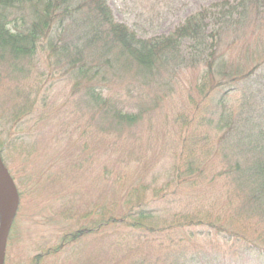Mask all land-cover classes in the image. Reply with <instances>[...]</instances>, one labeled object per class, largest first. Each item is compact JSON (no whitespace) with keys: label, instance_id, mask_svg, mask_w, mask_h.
Masks as SVG:
<instances>
[{"label":"rangeland","instance_id":"374dc122","mask_svg":"<svg viewBox=\"0 0 264 264\" xmlns=\"http://www.w3.org/2000/svg\"><path fill=\"white\" fill-rule=\"evenodd\" d=\"M224 1L240 0H107L116 20L144 37L168 34L191 14L219 3L221 9ZM263 15L254 13L238 33L213 42L212 54L226 53L228 61H237L249 49L238 65L246 69L259 63L258 68L264 62ZM197 61L190 54L173 78L134 87L128 86V76L115 75L109 94L139 117L123 126L102 118L98 106L82 97L84 84L77 77L51 78L41 92L34 75L3 85L0 153L20 197L3 264H145L147 258L171 252L169 246L176 248L175 241L188 234L187 249L212 264H261L258 245L250 241L260 238L264 244V218L247 210H242L245 218L230 216L222 183H211L210 177L224 168V149L216 147L219 133L205 124L207 66ZM256 81L241 84L236 105L251 93L256 96L253 90L264 85V73ZM24 90L31 91L28 102ZM8 109L9 116L1 118ZM15 109L23 111L20 117ZM205 134L209 145L203 150ZM192 163L194 173L188 174ZM146 201L155 208L151 214L141 220L127 216L128 224L143 226L130 224L138 229L136 242H128L130 233L122 232L130 230L128 224L95 227L103 215L123 216ZM213 222L227 230L244 229L248 238L217 234Z\"/></svg>","mask_w":264,"mask_h":264},{"label":"trees","instance_id":"16d2710c","mask_svg":"<svg viewBox=\"0 0 264 264\" xmlns=\"http://www.w3.org/2000/svg\"><path fill=\"white\" fill-rule=\"evenodd\" d=\"M219 4L191 14L168 34L144 37L116 20L107 0H0V90L8 81L32 75L38 79V92L50 83L51 78L55 81L77 77L84 84L82 97L98 106L102 118L108 117L123 126L136 122L139 117L128 106L121 107L109 94L110 80L115 75L128 76V86L134 87L133 84L138 82L148 83L166 75L173 78L179 68L188 64L190 54L198 56L197 62L207 66L203 76L208 81L203 85L208 113L205 124L219 133L221 140L218 143L223 142L217 143L216 147L219 151L221 147L224 149L221 159L224 168L210 177H213L211 183L216 180L222 183L223 204L230 208V216L241 214L245 218L247 215L242 210H247L264 218V85L255 88L256 96L249 94L245 103L243 98L241 104L236 105L234 98L242 83L257 80V84L262 79L264 62L258 68L259 63L246 69L243 64L238 65L249 49H245L242 60L237 61H228L226 53L217 54V58L212 54L216 53L213 42H221L228 33H238L254 13L264 14V0H240L236 4L224 1L221 9H217ZM208 55L216 61H210ZM192 61L196 59L193 57ZM26 91L23 96L28 102L31 91ZM11 110L8 109L7 116L2 114L1 118L8 117ZM14 111L19 113L18 117L23 113L18 109ZM204 140L201 143L203 150L209 145L207 134ZM195 164H191L188 174L194 173ZM195 168H199L198 160ZM154 210L152 202H141L136 211L127 210L123 216L103 215L95 227L101 229L117 222L128 224L127 216L134 218L136 215L141 220ZM197 221L204 219L198 217ZM134 222L128 227L130 224L142 226L140 222ZM210 227L217 229V234L223 231L237 235L239 239L248 238L244 229H222L216 222ZM93 229L89 228L90 231ZM137 230L130 227L129 231L123 229L122 232L130 233L128 242H136ZM144 230L150 229L144 227ZM189 236L175 241L176 248L166 247L171 252L147 258L145 264H212V260L200 252L187 249ZM251 240L255 241H250L252 246L258 245L256 249L262 258L259 262L264 264L263 241L260 238Z\"/></svg>","mask_w":264,"mask_h":264},{"label":"water","instance_id":"95a60500","mask_svg":"<svg viewBox=\"0 0 264 264\" xmlns=\"http://www.w3.org/2000/svg\"><path fill=\"white\" fill-rule=\"evenodd\" d=\"M20 203L19 193L12 176L0 155V264L4 263L6 239Z\"/></svg>","mask_w":264,"mask_h":264},{"label":"bare ground","instance_id":"6f19581e","mask_svg":"<svg viewBox=\"0 0 264 264\" xmlns=\"http://www.w3.org/2000/svg\"><path fill=\"white\" fill-rule=\"evenodd\" d=\"M15 183V182H14Z\"/></svg>","mask_w":264,"mask_h":264}]
</instances>
